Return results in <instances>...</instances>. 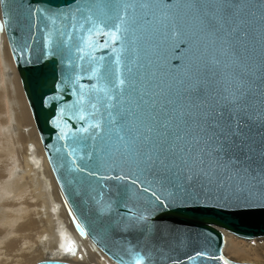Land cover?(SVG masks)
Wrapping results in <instances>:
<instances>
[{"label":"water","instance_id":"95a60500","mask_svg":"<svg viewBox=\"0 0 264 264\" xmlns=\"http://www.w3.org/2000/svg\"><path fill=\"white\" fill-rule=\"evenodd\" d=\"M0 9L77 233L64 255L88 238L116 264H247L223 232L264 238V0Z\"/></svg>","mask_w":264,"mask_h":264},{"label":"bare ground","instance_id":"6f19581e","mask_svg":"<svg viewBox=\"0 0 264 264\" xmlns=\"http://www.w3.org/2000/svg\"><path fill=\"white\" fill-rule=\"evenodd\" d=\"M0 19H1V9H0ZM0 47L2 50V54L4 55L5 61L8 62L6 63L7 68L9 70L13 69L12 70L13 72L14 71V66L12 64L13 59L11 61V58H10L11 53L9 55L10 50L8 47L7 37L4 33L1 34V32H0ZM16 78H17V73L15 75V79ZM35 128L32 127L30 129V132L31 131L34 132ZM33 132L31 133L33 134ZM31 133L28 135H31ZM34 140L37 141V142L35 141V143L37 144V147L34 145L33 147L34 149H32V151L30 150L27 153L31 157L30 160H29V157H26V159L24 160V163L26 164L25 167L27 166V169H28L27 171H25V173L27 174L17 179V183L25 182L23 186H26L29 188H25L21 191V193L17 194L18 196H16L15 199H13L15 203L12 200L10 201V203L9 202L8 203L6 202L5 204L2 203L0 206V264H29L32 261H34L35 256L31 254L32 252H30L31 255H27L25 252L26 251L25 249H23V251L21 252L19 250L18 252V249L20 248L19 247L20 244L24 241L25 243L28 241H31L32 240L31 236L33 235L35 237H38V240L41 244V246H39L38 248L36 247L37 250H40L41 252H43V253L41 252L40 253L43 254L44 256H49V258H46L42 261L64 260V261L70 262L71 264H116L110 258H108L105 254H103V252L96 251L94 245L88 238L85 240H81L80 250L77 256L71 258V257H67L64 255L63 249H62V245L64 241L70 236H73V235L76 236L77 233L75 232L72 221L68 215L67 206L63 198V195L61 191H59L60 189H58L59 188L58 183L55 177L53 178L54 175L52 171L50 170L51 167L46 158L43 147L40 144V141H38L37 139H34ZM2 175H0V177ZM1 179L3 180V177L0 178V184H1ZM9 183H14V182L11 181ZM4 193H5V190H4ZM31 199L34 200V203H36L37 204L36 206H38L39 208L37 207L34 210V212L30 214V212L32 211L29 212L27 210L26 211L23 210V208H21V206H19L17 203L18 202L22 203V201L26 200L24 201V202H27L26 204L29 203L31 204V206L35 205V204H32L33 201ZM5 200H7V198H5ZM29 200L32 202L31 203L28 202ZM16 205L17 207L18 206L20 207L19 210L16 207ZM15 218H19V219L12 222V220H14ZM11 222L14 225H19V224L20 225L17 228H15V233H16L15 237L9 240L7 238L5 239L4 237H5V234H7L5 233L6 226H8ZM10 231L12 230L10 229L9 232ZM223 233L226 235L227 243L229 245L230 244L232 245V240H233L231 236L232 234L227 233V232H223ZM260 239H263V238H260ZM35 240L37 241V239ZM30 243L33 244V242H30ZM235 248H236V251L242 252L243 254L244 253L251 254V255L255 254L256 256L262 255L261 254L262 247L260 248L257 246H253V247H249L248 249L245 248L246 250H243V248H240L238 246H235ZM247 264H256V263L254 262V263H247Z\"/></svg>","mask_w":264,"mask_h":264},{"label":"rangeland","instance_id":"374dc122","mask_svg":"<svg viewBox=\"0 0 264 264\" xmlns=\"http://www.w3.org/2000/svg\"><path fill=\"white\" fill-rule=\"evenodd\" d=\"M0 55H2L0 56L1 57L0 58V170L2 171V172L0 171V175L3 174L1 176L3 177V180L1 179V184H0V194H1L0 196H2L0 197V206H1L2 203L4 204L6 202L10 203V201L15 199V197L18 196L17 194L21 193L23 189L29 188V187L23 186L25 182L17 183V179L27 174L25 173V171H27L28 169H27V166L25 167L26 164L24 163V160L26 159V157H29V160H30L31 157L27 153L30 150L32 151V149H34L33 148L34 145L37 147V144L35 143L36 140L34 139H37L38 141H40V138L36 131V128H35L31 113H30V109L28 107V104L26 102V99H25V96H24V93H23V90L20 84L18 72L15 69V65H14V62L12 61L10 52H9V55H10L12 64L14 66L13 72H12L13 69L9 70L6 66V63L8 62L5 61L4 59V55L2 54L1 47H0ZM16 73H17V78L15 79ZM32 127L35 128L34 132L31 131L33 132V134L30 132V129ZM30 133L31 135H28ZM30 145H32L31 148H30ZM8 180L9 182L12 181L14 183H9ZM4 190H5V193H4ZM5 198H7V200H5ZM24 201H22V203L18 202L17 204L21 206V208H23V210L25 211L26 210L29 212L32 211L30 212V214L33 213L34 210L38 207L36 206L37 204L34 203V200H32L33 201L32 204H35V205H32V206L29 203L26 204L27 202H24ZM32 201L29 200L28 202L31 203ZM13 202L15 203L14 200ZM19 206L17 207L16 205L18 210L20 209ZM17 219L19 218H15L14 220H12V222L16 221ZM12 222L8 226H6L5 233L7 234H5V237H4L5 239L7 238L10 240L14 238L16 235L15 228H17L20 224L14 225ZM10 229L12 231L9 232ZM231 236L233 238L232 245L231 244L229 245L228 243H226V247L224 251L225 255L228 258L236 262H241V263H244V262L254 263L255 262L256 264H264V238L246 241V240L239 239L233 235ZM31 237H32L31 241H28L26 243L24 241L20 244L19 246L20 248L18 249V252L19 250L21 252L23 251V249H25L26 250L25 252L27 255L32 254L33 256H35L34 261H32L33 263L31 262L29 264H37L38 262L46 258H49V256H44L43 254H41L43 252H41L40 250H37V248L41 246L38 240V237H35L34 235ZM35 239H37V241ZM30 242H33V244ZM34 244L35 245L37 244V245L35 246ZM235 246L243 248V250H246L245 248L248 249L249 247H253V246H257L260 248L262 247L261 248L262 255L260 256L257 255L259 256L257 257L255 254H253L255 256L251 254H246V253L243 254L242 252L236 251ZM30 252L32 253L30 254Z\"/></svg>","mask_w":264,"mask_h":264}]
</instances>
